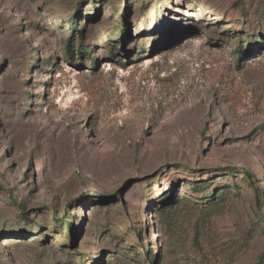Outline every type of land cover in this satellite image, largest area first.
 I'll return each instance as SVG.
<instances>
[{
	"label": "rangeland",
	"instance_id": "obj_1",
	"mask_svg": "<svg viewBox=\"0 0 264 264\" xmlns=\"http://www.w3.org/2000/svg\"><path fill=\"white\" fill-rule=\"evenodd\" d=\"M0 264H264V0H0Z\"/></svg>",
	"mask_w": 264,
	"mask_h": 264
},
{
	"label": "trees",
	"instance_id": "obj_2",
	"mask_svg": "<svg viewBox=\"0 0 264 264\" xmlns=\"http://www.w3.org/2000/svg\"><path fill=\"white\" fill-rule=\"evenodd\" d=\"M78 32V31H77ZM66 219V218H65ZM69 226H71V223L69 224H67V228L70 230V227Z\"/></svg>",
	"mask_w": 264,
	"mask_h": 264
}]
</instances>
